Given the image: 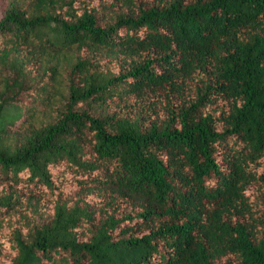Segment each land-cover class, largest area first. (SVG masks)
<instances>
[{
	"label": "trees",
	"instance_id": "trees-1",
	"mask_svg": "<svg viewBox=\"0 0 264 264\" xmlns=\"http://www.w3.org/2000/svg\"><path fill=\"white\" fill-rule=\"evenodd\" d=\"M0 264H264V0H0Z\"/></svg>",
	"mask_w": 264,
	"mask_h": 264
}]
</instances>
